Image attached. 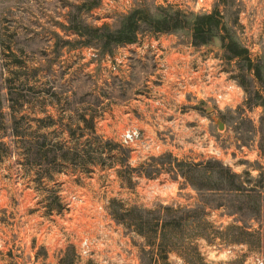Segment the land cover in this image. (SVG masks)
Instances as JSON below:
<instances>
[{
	"label": "rangeland",
	"instance_id": "obj_1",
	"mask_svg": "<svg viewBox=\"0 0 264 264\" xmlns=\"http://www.w3.org/2000/svg\"><path fill=\"white\" fill-rule=\"evenodd\" d=\"M135 10L187 24L108 43ZM0 264H264V0H0Z\"/></svg>",
	"mask_w": 264,
	"mask_h": 264
},
{
	"label": "trees",
	"instance_id": "obj_2",
	"mask_svg": "<svg viewBox=\"0 0 264 264\" xmlns=\"http://www.w3.org/2000/svg\"><path fill=\"white\" fill-rule=\"evenodd\" d=\"M136 11V12H135ZM130 15L127 16V22L124 26L115 31V32H108L106 34L107 42H114V43H128L132 42L135 39V30L137 28V22L143 21L147 22L148 24H152L151 27L156 32H168L175 29L186 27L187 21L185 19L184 14L180 11H176L170 15H164L161 18H149L146 17V14L143 11L135 10ZM135 14H139L136 18H134ZM221 25V16L217 12L196 15L193 22H192V43L194 45L204 44L211 40V38L215 35V30H219ZM223 27V25H222ZM221 27V28H222ZM224 47L228 52H230L231 56H240L242 53H246L245 48H241L237 45L235 41L229 39L226 43H224ZM88 127V126H86ZM90 129V137L85 140V144H81L78 142L75 143L73 147L66 148L65 144L60 142V139H57L53 142L50 148L43 150L45 143V137L40 136L43 138L42 144L38 145L37 141H32L27 138L30 134L25 133V131H17L15 129L16 136L19 137L18 148L23 151L22 153L26 156H30L33 154H39L40 156L48 155V151L53 149L66 148L65 151L59 154L58 151H53L50 158L54 162H59L58 164H62L63 158H66L67 155H71V158L77 159L80 161H88L94 162L96 160H101V153H100V143L102 142L100 136L95 134L94 128L88 127ZM27 138V139H26ZM83 145V147H80ZM46 146V145H45ZM86 146V147H85ZM36 148V149H35ZM36 150V151H35ZM32 153V154H31ZM137 230L142 231L143 223L140 221L136 224Z\"/></svg>",
	"mask_w": 264,
	"mask_h": 264
},
{
	"label": "built area",
	"instance_id": "obj_3",
	"mask_svg": "<svg viewBox=\"0 0 264 264\" xmlns=\"http://www.w3.org/2000/svg\"><path fill=\"white\" fill-rule=\"evenodd\" d=\"M136 131L135 130H131V131H128L127 133H126V137L128 138V139H130V140H132L135 136H136Z\"/></svg>",
	"mask_w": 264,
	"mask_h": 264
},
{
	"label": "water",
	"instance_id": "obj_4",
	"mask_svg": "<svg viewBox=\"0 0 264 264\" xmlns=\"http://www.w3.org/2000/svg\"><path fill=\"white\" fill-rule=\"evenodd\" d=\"M223 125H222V123L221 122H219V127H222Z\"/></svg>",
	"mask_w": 264,
	"mask_h": 264
}]
</instances>
